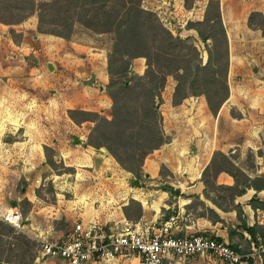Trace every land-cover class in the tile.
<instances>
[{
    "label": "rangeland",
    "instance_id": "1",
    "mask_svg": "<svg viewBox=\"0 0 264 264\" xmlns=\"http://www.w3.org/2000/svg\"><path fill=\"white\" fill-rule=\"evenodd\" d=\"M253 1L259 4L261 0H236L235 6L242 10V13L235 15L231 13V8L223 7L222 12L220 4L223 25L226 30L229 28L237 46V49L233 45L230 47V55L234 57L232 66L245 72L237 74L228 83L229 88L232 87L236 92H239L238 104L237 108L229 111L228 116L219 117L215 135L217 133L218 144L223 149L229 148L237 156L243 154L242 163L245 169L250 173L261 171V174L264 175V142L256 135V131L263 135L264 121L255 122V116L264 117V93L262 96L264 84L261 81L264 79V36L260 31L251 32L246 29V19L253 9L256 10L258 7L251 5ZM145 5V9L156 14L161 13L168 19L173 17L170 15L171 12L175 13L172 0H146ZM261 10L264 12L263 8ZM201 11L204 13L203 4L197 6V9H194L192 13L181 11L177 17L186 23L197 22L202 20ZM32 21L31 18L28 23H32ZM173 24L175 30L181 32L176 21ZM16 35L18 34L16 33ZM33 35L37 36L35 33H27V44H31L29 45L31 49L25 63L17 59L0 58L2 60L0 63V100L2 102L0 104V215L17 207L22 214L25 226L23 232L16 233L12 237L0 236V264L62 263L54 259L41 258L40 245L42 241L59 240L64 235L51 234L49 238L41 239L33 234L45 231L51 226L50 222L56 213L54 206L57 205L58 200L65 204L67 201L107 202L112 199L118 201L122 197L144 202L138 191L139 188L132 185V181L136 179L130 173L122 170L109 155L101 156L98 153L101 149L94 150L92 167H83L87 166L89 161L88 157L84 155L87 152L82 149L84 145L81 144L83 141L85 144L87 138L85 140L82 135L87 133L88 126L93 127V123L75 124L72 121L74 125H71L67 121L69 118L67 108L76 106H82L89 112L98 113L107 119L111 118V100L105 90L108 84L107 49L112 44L109 37H92L80 32L73 41H66L52 38L50 35H39V39L34 40L32 39ZM180 36H182L181 38L191 36L196 40L195 45L203 63H205L207 56L204 46L197 40L196 33L185 29ZM20 38L15 37V42L19 43ZM104 58L106 80L102 78L105 75L104 71L101 72L98 69ZM140 62L135 61L134 63L133 61L134 71L138 70ZM49 64L52 65V70L48 69ZM143 66L145 70V61ZM8 70L11 71L10 74L21 77L20 80H12L13 75H9L6 72ZM14 70L17 73L12 72ZM92 73L96 76L94 84L91 86L82 85V82L87 80ZM100 86L104 88L102 92L99 90ZM13 87L21 88L19 90L23 94L21 100H16L14 95L17 94V91L10 90ZM56 90L63 94L58 101L66 114L61 113L63 110L58 111L57 99L55 103L51 102V105L46 103V100L51 98ZM26 91L28 92L27 96L24 95ZM50 91H54V93L51 95ZM163 92L166 97L169 92L167 81ZM248 103L259 104L261 108L260 110L254 109L248 106ZM75 117L79 119L78 116L75 115ZM50 118L57 121L54 123L55 126H48ZM62 121L65 123L62 124ZM84 123L86 124L82 129L81 124ZM54 137L61 138L62 140L58 143L67 147L71 153L64 161L58 152L50 147L55 152L54 155L48 152L49 156L53 158L54 167L44 171L43 165L40 163L45 159L42 146L43 143H50V138ZM73 137L80 140L79 145H73ZM258 152L260 153L258 154ZM34 178L40 182L37 192L40 202L37 203L38 208L33 209L38 214L32 213L30 219L29 212L33 210L26 205H21L22 202H17V198L21 194L19 182L24 180L26 184H30ZM143 181L139 180L140 186ZM214 194L215 196L226 195L224 192H215ZM12 202L14 204L17 202V206L11 207ZM222 203H226L225 207L228 206L227 202ZM61 208L65 207L59 203L58 209ZM41 209L44 210L41 211ZM201 210L204 213V206ZM189 211L193 215L201 212L195 208ZM24 213H26L27 220ZM184 214L183 218L188 219ZM208 217L211 218V215L209 214ZM30 222H34V230L29 226ZM222 226L225 229L231 228L225 223ZM235 240L238 241L239 238L235 237ZM241 248L244 253L254 254L253 264H260L259 252L256 249L247 247L244 240ZM175 261H166L164 264H177ZM184 264L222 263L196 256L186 260Z\"/></svg>",
    "mask_w": 264,
    "mask_h": 264
},
{
    "label": "trees",
    "instance_id": "2",
    "mask_svg": "<svg viewBox=\"0 0 264 264\" xmlns=\"http://www.w3.org/2000/svg\"><path fill=\"white\" fill-rule=\"evenodd\" d=\"M183 1L184 9L191 10L200 0ZM206 1L202 20L189 21L185 25L186 30L196 33L197 40L204 46L205 63L195 45L196 40L191 36L181 38L178 30L174 35L160 22L156 13L143 7V0H0V24L19 25L35 15L40 34L66 41H73L80 32L92 37H109L112 44L107 49L106 95L111 100V118L82 110H68L67 115L75 124L93 123L84 147L106 149L122 170L139 181L144 178L142 166L146 157L171 141L162 129L159 110L168 77L175 81L171 97L174 106L187 98L204 96L209 111L216 116L229 97L228 38L220 0ZM247 26L264 36V12H251ZM9 33L14 43L15 37H21L12 30ZM139 58L145 60L142 75L133 70V61ZM43 150L45 164L53 168L54 161L48 152L54 155V150L47 146ZM222 172L232 177L234 185L219 186L215 190L226 193L231 201L250 189L264 190V175L260 180L250 179L220 152L212 155L202 173V181L207 185L211 176ZM19 183L23 194L27 184L24 180ZM213 203L220 210L228 211L221 203ZM249 205L252 209L264 211V202H259L256 195L249 200ZM229 209L236 212L239 222L236 228H228L229 237L242 240L246 234L247 247L261 251L264 225H249L239 205H232ZM122 211L132 222L139 221L142 216L140 203L132 198ZM16 233L20 232L0 220V236L12 237ZM231 248L244 253L237 244ZM259 257L260 264H264V252H260ZM250 264H253L252 258Z\"/></svg>",
    "mask_w": 264,
    "mask_h": 264
},
{
    "label": "crops",
    "instance_id": "3",
    "mask_svg": "<svg viewBox=\"0 0 264 264\" xmlns=\"http://www.w3.org/2000/svg\"><path fill=\"white\" fill-rule=\"evenodd\" d=\"M172 1V7L175 10L174 14L176 16L181 11L185 13H192V11L194 9H197V6H199L200 4H203L204 10L205 4L207 2L206 0L203 2L197 1L194 6V9L192 11H187L184 9L183 0ZM235 2L236 0H220L222 12L223 7H226L231 8V13H233L234 15L237 13L241 14L242 10L238 9L235 6ZM145 3L146 0H143V7H146ZM251 5L258 6L257 9H253L252 12H262L261 9H264L263 0H261L259 4H256V1H253V4ZM201 14L203 15V11H201ZM31 18L33 20L32 23H28ZM26 25L28 26V28H26ZM246 29L247 31L254 32L248 28L247 24ZM10 30H14L18 34V36H22L20 38L19 43H14L12 41L9 33ZM29 32L37 34V36H32V39L34 40H38L39 35H44L37 32V18L35 15L30 17L28 21L26 20L25 22L19 25L5 26L0 24V58H6V60L17 59L18 61L25 63V59L29 55V50L31 49V47H29V45L31 44H27V33ZM226 33L228 37V50L230 57L228 73L229 83L231 82V79L235 78L237 74L243 73L245 71L237 69L235 68V66H232L234 57L230 55V47L231 45H233L235 49H237V46L233 35L231 36L229 28L226 30ZM51 37L53 38V36ZM135 61H141V64L138 66V70L135 71V73L142 75L144 72L143 65L145 60L139 58L134 60V63ZM0 63H2V60H0ZM101 63L102 64L98 67V69L101 72L104 71L105 73V58L101 61ZM6 72H8L9 75H13L10 74L11 71L9 70ZM12 72L17 73L15 70ZM20 78L21 77H18L17 75L12 76V80L15 81L20 80ZM102 78L106 80V73L104 76H102ZM261 81L264 84V79H261ZM167 83L169 92L166 97L164 95V92H162V104L160 105V113L162 116V129L165 135L169 137L171 141L150 153L144 160V164L142 166L144 181L138 189L140 195L144 199V202L139 201L142 207V216L140 220L153 221L156 225H161L169 217L177 216L178 229L174 232L176 236L204 235L213 238L219 242L227 243L230 247L233 244H237L239 245V248H241L243 240L246 242V240L248 239L247 235L244 234V239H242V241L240 239L236 241L235 237H229L228 229L223 228L222 225L225 223L227 224V226L233 229L239 225V222L236 218V212L232 209H229L230 207H232V205L241 206L249 225H253L255 223L259 225H264V211L258 208L252 209L249 205V200L254 195H256L259 202H264V190L256 192L255 190L250 189L242 197H237L236 199H234V201H231L227 199L226 195L215 196L214 194L215 192H218L215 189L219 186L231 187L234 185V180L228 174L222 172L217 174L215 177L211 176L209 178L210 183H208L207 185L202 181V173L205 168L209 165L212 155L215 152H220L225 155L236 167H238L250 179L257 178L258 180H260V178H262L263 176L261 174V171H257L256 173H250L247 169H245L242 163L243 154H239L237 156L233 154V152H231L229 148L223 149L220 144H218L219 139L217 133L215 135V132L218 128L217 121H219V117L221 116L222 118H225L226 116H228L229 111L231 109L237 108L239 92H236V90L230 87V93L227 101H225L224 105L221 106L216 116H213L208 109V105L204 96L187 98L182 101V103L179 105H172L171 97L175 87V81L171 77H168ZM10 90L15 92L17 91V94H15V92H13V94H15L14 96L16 100H21V97H23L22 92H19L21 88L13 87ZM262 90L263 96L264 86ZM55 92L56 93L53 94L54 91H50L51 95H53L51 98L46 100V103H48V105H51V102L54 101L55 103V100L57 99L56 105L58 107L59 112L63 110V112H61L62 114H66V111L68 110H82L89 112V110L82 108V106L68 107L67 110L64 111L63 106L58 101L59 97L63 96V94L59 93V90H56ZM27 94L28 92L26 91L24 95L27 96ZM1 103L2 102L0 100V104ZM248 106L253 107L257 110H260L261 108L259 104L251 105L250 103H248ZM48 121V126H55L54 123L57 122H55L51 118L48 119ZM67 121H69L71 125H74V123L69 118H67ZM263 121V116H255V122L258 123ZM62 122V124L65 123V121ZM85 124L86 123L81 124L82 129ZM77 128L80 129L79 127ZM90 130L91 128L90 126H88L87 133L85 135H82L85 140L86 138H88L87 135L89 134ZM256 135L264 142V133L262 135L261 132L256 131ZM61 140L62 139L58 137L50 138V143H43L42 149L44 146H47L49 148L53 147V149L58 152L60 157H62L63 160L66 161V159L70 156L71 151L68 150L67 147H65L63 144L58 143V141ZM81 144L84 145V141ZM82 149L84 152H87V154L84 155L88 157L89 161V164L83 167L91 168V164H93L94 161V150L90 147H84ZM177 149L184 156V168L181 173L179 172L180 161L177 154ZM252 151L254 150L252 149ZM40 163L43 165L42 169L44 171H47V169L51 170V168L45 164V159L41 160ZM176 180H182V185H180L179 187L175 186ZM39 183V180H37L36 178L32 180V183H28L27 187L23 188V190H25L24 193H21L20 197L17 198V202H22L21 205H26L32 210L34 208H38L37 203L40 202L37 197ZM166 186L176 189L177 192L179 191L178 196L174 197L170 195L167 191H165L164 187ZM128 200L129 199H124L121 197L118 201L116 199H112V201L109 200L107 202L67 201L65 204L58 200L56 202L57 205L54 206V208H56V213H54V217L50 222L51 226L45 231H40L38 233L33 234L41 239H47L51 234L64 235L65 237L66 234L71 231L73 224L78 221H83L84 223H97L100 226H103L105 233H108L114 225L122 223L123 221H129L125 218L122 211V208L128 205ZM213 201L221 203L223 207L226 203L222 202H227L228 211L224 212L220 210L213 203ZM59 203H61V205H64L65 208L58 209ZM203 206L205 209L204 213H202L201 210ZM194 208L198 211L200 210L201 212L197 215H193V213L189 210H192ZM42 210L44 209H41V211ZM32 213L38 214V212H35L33 210L29 212V216L33 215ZM183 214L188 219L183 218ZM209 214L211 215V218L208 217ZM260 214L262 215L260 216ZM31 218L32 216L30 217V219ZM260 218H262V220H260ZM25 219L27 220V217ZM30 219L28 218V220ZM29 226L31 227V229H35L34 222H30ZM216 233H218V235L215 237ZM170 261L171 260H168L167 262ZM130 263L135 264V261L133 260ZM61 264H63V262Z\"/></svg>",
    "mask_w": 264,
    "mask_h": 264
},
{
    "label": "built area",
    "instance_id": "4",
    "mask_svg": "<svg viewBox=\"0 0 264 264\" xmlns=\"http://www.w3.org/2000/svg\"><path fill=\"white\" fill-rule=\"evenodd\" d=\"M173 13H170L173 15L171 19L161 13L157 16L175 35L174 21L181 31H185L186 22ZM182 183V180H176L175 186ZM0 219L17 232L24 231L23 217L18 208L7 210ZM177 229V216L169 217L161 225L146 220L123 221L108 233L97 223L78 221L64 238L42 241L40 254L41 258L60 260L63 264H130L133 260L135 264H164L168 260L184 264L196 256L222 264H250L254 255L239 253L227 243L204 235L176 236L174 232Z\"/></svg>",
    "mask_w": 264,
    "mask_h": 264
},
{
    "label": "water",
    "instance_id": "5",
    "mask_svg": "<svg viewBox=\"0 0 264 264\" xmlns=\"http://www.w3.org/2000/svg\"><path fill=\"white\" fill-rule=\"evenodd\" d=\"M48 69L49 70H52V65L51 64L48 65ZM95 80H96V76H95L94 73H92L87 80H84L82 82V85H84V86L85 85L91 86V85L94 84ZM99 90L102 92L104 90V88L102 86H100L99 87ZM79 143H80V140L78 138H76V137H73V145H79ZM98 153L101 156H105V155L108 154L107 150L104 149V148H101V150H99ZM177 154H178L179 161H180V163H179V166H180L179 172L181 173L183 171V168H184V156H183V154H181L178 151V149H177ZM132 185H134L136 188H140V184H139V181L138 180H133L132 181ZM164 190L167 191L170 195H172L174 197H177L178 196V192H177L176 189H173L171 187L166 186V187H164ZM10 205H11V207H14L15 204L12 202Z\"/></svg>",
    "mask_w": 264,
    "mask_h": 264
},
{
    "label": "bare ground",
    "instance_id": "6",
    "mask_svg": "<svg viewBox=\"0 0 264 264\" xmlns=\"http://www.w3.org/2000/svg\"><path fill=\"white\" fill-rule=\"evenodd\" d=\"M10 210H12V209H10Z\"/></svg>",
    "mask_w": 264,
    "mask_h": 264
}]
</instances>
